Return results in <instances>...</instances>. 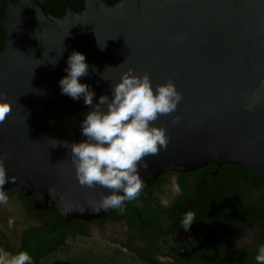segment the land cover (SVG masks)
Listing matches in <instances>:
<instances>
[{
	"label": "water",
	"instance_id": "1",
	"mask_svg": "<svg viewBox=\"0 0 264 264\" xmlns=\"http://www.w3.org/2000/svg\"><path fill=\"white\" fill-rule=\"evenodd\" d=\"M62 1L64 15L55 18L51 0H0V104L11 107L0 123V161L13 178L4 190L17 187L35 210L51 208L66 223L111 211L93 210L110 190L79 185L68 150L53 141L85 139L80 122L91 108L58 86L74 50L90 66L80 82L96 93L94 103L128 69L153 87L171 81L182 95L175 112L153 122L168 143L142 161V191L163 171L209 164H241L264 180V0H84L80 13ZM256 227L231 234L244 238L239 250Z\"/></svg>",
	"mask_w": 264,
	"mask_h": 264
},
{
	"label": "flooded vegetation",
	"instance_id": "2",
	"mask_svg": "<svg viewBox=\"0 0 264 264\" xmlns=\"http://www.w3.org/2000/svg\"><path fill=\"white\" fill-rule=\"evenodd\" d=\"M4 191L9 202L0 205V220H5L0 222V248L16 253L24 233L42 226L39 214L52 209L35 210L32 198L17 187ZM188 211L195 221L185 231L181 220ZM246 224L261 227L253 229L252 242L239 250L244 238L231 234ZM75 229V238L97 239L142 262L159 263L156 258L163 257L169 264H256L257 249L264 245V180L241 164L163 171L137 200L125 202L123 214L111 210Z\"/></svg>",
	"mask_w": 264,
	"mask_h": 264
},
{
	"label": "clouds",
	"instance_id": "3",
	"mask_svg": "<svg viewBox=\"0 0 264 264\" xmlns=\"http://www.w3.org/2000/svg\"><path fill=\"white\" fill-rule=\"evenodd\" d=\"M89 68L85 55L74 50L66 60L63 70L66 75L58 81L62 95L74 101L83 99L84 105L91 108L80 122V133L85 139L71 144L53 141L56 146L63 143L68 150L79 185L110 190L93 210L111 209L123 214L125 202L137 200L144 187L140 168H147V164L142 161L166 148L168 143L165 129L155 127L153 122L175 112L182 95L171 81L153 87L147 74L137 76L128 69L119 82L111 85L110 96L101 95L94 103L96 93L80 82L88 75ZM101 78L104 79L103 75ZM10 112L7 103L0 104V123ZM12 180L0 161V205L9 202L4 186ZM174 189L178 190V186L174 185ZM194 221L195 214L188 211L181 227L188 231ZM255 261L264 264V245L257 249ZM0 264H33V261L27 251L12 253L0 248Z\"/></svg>",
	"mask_w": 264,
	"mask_h": 264
},
{
	"label": "trees",
	"instance_id": "4",
	"mask_svg": "<svg viewBox=\"0 0 264 264\" xmlns=\"http://www.w3.org/2000/svg\"><path fill=\"white\" fill-rule=\"evenodd\" d=\"M108 6H114L120 0H102ZM75 13H80L84 8V0H70ZM48 11L55 18H61L65 12L62 0H51ZM0 32V51L4 49L5 41ZM4 36V35H3ZM50 205V204H49ZM32 209V204L30 203ZM44 216L48 218L44 219ZM42 226L28 230L23 235V245L20 249L27 251L32 257L33 264H42V261L54 255L66 246L69 239L75 238L74 232L79 229L82 221L72 220L66 223L53 210L39 214ZM68 238V239H67ZM225 261H216L214 264H225ZM54 264H159L156 261L142 262L133 255H128L121 250H112L109 253H99L94 250H85L80 253L68 254L64 259Z\"/></svg>",
	"mask_w": 264,
	"mask_h": 264
},
{
	"label": "rangeland",
	"instance_id": "5",
	"mask_svg": "<svg viewBox=\"0 0 264 264\" xmlns=\"http://www.w3.org/2000/svg\"><path fill=\"white\" fill-rule=\"evenodd\" d=\"M94 250L99 253H109L112 250H120L119 248L110 246L105 243L99 242L97 239H86V238H72L68 239L66 246L60 249L57 253L52 256L47 257L42 261V264H54L62 259H64L68 254L80 253L85 250ZM123 253L124 251L121 250Z\"/></svg>",
	"mask_w": 264,
	"mask_h": 264
}]
</instances>
